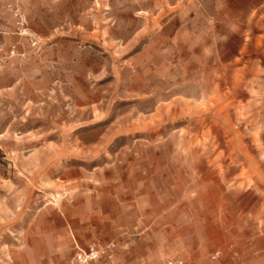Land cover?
<instances>
[{
	"label": "rangeland",
	"instance_id": "rangeland-1",
	"mask_svg": "<svg viewBox=\"0 0 264 264\" xmlns=\"http://www.w3.org/2000/svg\"><path fill=\"white\" fill-rule=\"evenodd\" d=\"M0 61V264H258L264 0H0Z\"/></svg>",
	"mask_w": 264,
	"mask_h": 264
},
{
	"label": "built area",
	"instance_id": "built-area-1",
	"mask_svg": "<svg viewBox=\"0 0 264 264\" xmlns=\"http://www.w3.org/2000/svg\"><path fill=\"white\" fill-rule=\"evenodd\" d=\"M16 16H19V14ZM115 247L114 242L103 244L99 240L91 242L86 247L75 242L74 255L68 260L67 264H116ZM167 264H173V262Z\"/></svg>",
	"mask_w": 264,
	"mask_h": 264
},
{
	"label": "crops",
	"instance_id": "crops-1",
	"mask_svg": "<svg viewBox=\"0 0 264 264\" xmlns=\"http://www.w3.org/2000/svg\"><path fill=\"white\" fill-rule=\"evenodd\" d=\"M242 264H249V262H246V260H244V262H242ZM258 264H264V254H262L259 259H258Z\"/></svg>",
	"mask_w": 264,
	"mask_h": 264
}]
</instances>
